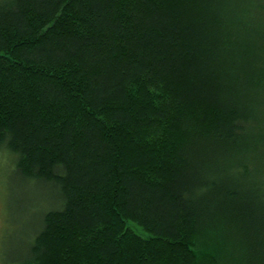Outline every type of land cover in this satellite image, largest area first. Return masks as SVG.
Instances as JSON below:
<instances>
[{
    "label": "trees",
    "instance_id": "trees-1",
    "mask_svg": "<svg viewBox=\"0 0 264 264\" xmlns=\"http://www.w3.org/2000/svg\"><path fill=\"white\" fill-rule=\"evenodd\" d=\"M0 159L4 264H264V0H0Z\"/></svg>",
    "mask_w": 264,
    "mask_h": 264
},
{
    "label": "rangeland",
    "instance_id": "rangeland-1",
    "mask_svg": "<svg viewBox=\"0 0 264 264\" xmlns=\"http://www.w3.org/2000/svg\"><path fill=\"white\" fill-rule=\"evenodd\" d=\"M173 102L175 101L172 98L169 105H171L172 114L174 113L176 116L183 113L184 115L197 116L206 110L195 105L182 103L173 106ZM156 120L153 119L152 124L155 127L158 122ZM167 121L170 123V119ZM159 124V126L157 125L158 129L155 130H161L166 123L161 121ZM170 127L171 125L166 128ZM167 131L171 132L170 130ZM161 133L151 135L150 140L147 139V136L140 138L142 148L146 146L154 147V143L162 144V149H166V152L162 153L161 149L158 154L156 152L159 159L162 158V154H168L167 151L177 140L172 134H170V137L167 135L165 137ZM151 139H154V141ZM7 162V160L0 159V264L6 263L4 260L5 255L8 260L18 255L21 244L27 240L29 230L34 222L33 219L40 211V208L36 206L37 201L40 199V192H35L34 187L20 184L15 176L12 177V172H10L12 166L10 162ZM159 169H161V166ZM129 224L136 232L140 233V227L134 223L129 222Z\"/></svg>",
    "mask_w": 264,
    "mask_h": 264
}]
</instances>
